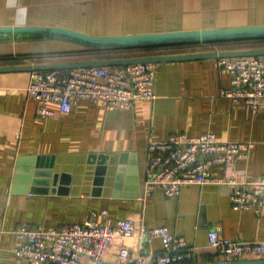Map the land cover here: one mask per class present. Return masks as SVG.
<instances>
[{"label": "crops", "instance_id": "obj_1", "mask_svg": "<svg viewBox=\"0 0 264 264\" xmlns=\"http://www.w3.org/2000/svg\"><path fill=\"white\" fill-rule=\"evenodd\" d=\"M0 25H58L94 35L264 25V0H0ZM78 46L55 39L2 41L0 55ZM205 46L156 55L239 49ZM217 60L157 63L156 99H139L129 109L81 99L68 113L50 104L55 112L46 116L38 113V101L24 95L28 71L0 73V264H22L14 252L21 225L58 228L93 213L101 218L103 209L113 222L133 218L150 228L168 226L197 245L198 261L215 260L207 239L213 228L225 237L264 240V215L234 210L225 182L186 185L175 198L156 188L140 198L149 142L178 132L214 131L220 139L250 141L247 159L212 172L225 180L237 171L247 181L264 175V111L252 112L245 101L223 93L231 75L219 70ZM19 164L22 180L15 182ZM37 177L49 179L40 185L47 190L26 188ZM147 249L162 252L160 238Z\"/></svg>", "mask_w": 264, "mask_h": 264}, {"label": "built area", "instance_id": "obj_2", "mask_svg": "<svg viewBox=\"0 0 264 264\" xmlns=\"http://www.w3.org/2000/svg\"><path fill=\"white\" fill-rule=\"evenodd\" d=\"M220 71H228L231 85L223 93L234 101L243 100L252 112L264 111V56L218 58ZM157 63L138 62L116 67L90 66L68 70H32L24 95L38 101V113L51 115L56 104L68 113L81 99L108 109H129L139 99L157 97ZM250 141L220 139L214 131L191 136L171 134L162 141H150L140 198L145 200L159 188L168 198L180 195L186 185L227 183L234 210H252L264 215V175L247 181L243 171L227 180L213 174V167H228L247 159ZM4 229L0 228V240ZM14 252L22 264H181L198 261L197 245L186 236L173 233L166 225L148 227L133 218L113 222L108 211L101 218L93 213L84 221L58 228L21 225L16 231ZM156 237L162 252L147 249ZM208 245L219 259L264 257V240H242L221 235L219 228L208 231Z\"/></svg>", "mask_w": 264, "mask_h": 264}, {"label": "water", "instance_id": "obj_3", "mask_svg": "<svg viewBox=\"0 0 264 264\" xmlns=\"http://www.w3.org/2000/svg\"><path fill=\"white\" fill-rule=\"evenodd\" d=\"M264 38V25H241L215 28H193L174 31H158L135 34L120 35H94L77 29L58 25H0V42L2 41H20V40H42L55 39L74 43L81 47L90 49H119L144 46H162L176 44H195L220 41L261 39ZM239 56H264V48H246L226 51H207L190 52L171 55H151L124 57L117 59H98V60H77L60 61L51 63H31L1 65L0 73L19 72L32 70H65L90 66H120L138 62H168L182 61L198 58H220V57H239ZM22 166L19 164L16 168L15 182L22 180ZM46 173H51L46 169ZM31 178L27 176V181ZM38 178V177H37ZM33 180V185L29 191H44L48 180ZM24 179V177H23ZM39 180V181H38ZM31 181V180H30ZM29 184V183H28ZM40 187V188H39ZM184 187V186H183ZM182 187V189H183ZM205 206H199V222H204ZM179 235L180 234H176ZM181 264H264V257H245L234 259H217L210 261H193Z\"/></svg>", "mask_w": 264, "mask_h": 264}, {"label": "trees", "instance_id": "obj_4", "mask_svg": "<svg viewBox=\"0 0 264 264\" xmlns=\"http://www.w3.org/2000/svg\"><path fill=\"white\" fill-rule=\"evenodd\" d=\"M206 45L204 48L210 47L209 45L218 48H260L264 47V38L261 39H246V40H233V41H220V42H208V43H195V44H176V45H162V46H144V47H130L119 49H90L79 46L77 49H67L62 51H50V52H30L22 53L21 55L14 56L12 54L0 55V66L4 64H27V63H51L66 61L61 60V57L69 55L88 54L89 57H83L79 60H110L124 57H136V56H151L163 52H177L183 51L196 45ZM258 44V45H256ZM67 70V69H65ZM248 257H259V254H250ZM215 260L219 257H214Z\"/></svg>", "mask_w": 264, "mask_h": 264}, {"label": "rangeland", "instance_id": "obj_5", "mask_svg": "<svg viewBox=\"0 0 264 264\" xmlns=\"http://www.w3.org/2000/svg\"><path fill=\"white\" fill-rule=\"evenodd\" d=\"M256 45H258V44H256ZM260 48H264V47H260ZM89 56L90 55H88V54L69 55V56L61 57L60 59L61 60H66V61H77L79 59H83V57H89Z\"/></svg>", "mask_w": 264, "mask_h": 264}]
</instances>
